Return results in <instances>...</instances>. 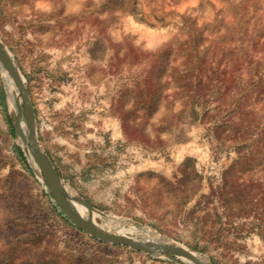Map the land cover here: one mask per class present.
I'll list each match as a JSON object with an SVG mask.
<instances>
[{
	"label": "rangeland",
	"instance_id": "obj_1",
	"mask_svg": "<svg viewBox=\"0 0 264 264\" xmlns=\"http://www.w3.org/2000/svg\"><path fill=\"white\" fill-rule=\"evenodd\" d=\"M0 40L41 148L94 223L139 240L130 225L148 227L213 264H264V0H0ZM2 70L0 264H194L69 219Z\"/></svg>",
	"mask_w": 264,
	"mask_h": 264
},
{
	"label": "water",
	"instance_id": "obj_2",
	"mask_svg": "<svg viewBox=\"0 0 264 264\" xmlns=\"http://www.w3.org/2000/svg\"><path fill=\"white\" fill-rule=\"evenodd\" d=\"M0 64L3 69L7 70L12 77L19 93V101L16 102V108L18 109V112L23 114L26 125V133L23 134L17 125L18 133L20 134L30 157L34 162V165L38 169L39 174L47 185L51 195L56 200L58 206L65 212V214L73 223L99 239L128 245L136 250H143L146 252H161L165 254H178L187 258L194 264H213L208 260H203L195 256L188 248L179 244L172 242L156 243L152 241L135 239L125 234L115 233L103 229L94 223L91 217L81 216L72 205V200L83 203L89 211L93 210V207L82 198L70 196L52 160L41 148L36 133L34 108L24 83V79L22 78L20 70L16 66L11 54L1 40Z\"/></svg>",
	"mask_w": 264,
	"mask_h": 264
},
{
	"label": "bare ground",
	"instance_id": "obj_3",
	"mask_svg": "<svg viewBox=\"0 0 264 264\" xmlns=\"http://www.w3.org/2000/svg\"><path fill=\"white\" fill-rule=\"evenodd\" d=\"M2 76H3V80H4V84H5V91H6V96H7L6 99L8 100L9 111L12 114H15V112H16V106H17L16 105V102L19 101V93H18V90H17V88H16V86H15V84L13 82L12 77L10 76V74L8 73L7 70H5V69L2 70ZM22 78L24 79L23 75H22ZM20 130H21V132L23 134L26 133V125H25V123H23V122L20 123ZM65 187H66L67 192L70 194V196H74V193H73L74 191L72 189H70L66 185H65ZM71 203L74 206V208L80 213V215L83 216V217L95 218L97 215H99V213L97 211H95V210H91L87 214L86 213V210H85V206L81 202L79 203L78 201L72 200ZM98 226H100V225H98ZM100 227H102V226H100ZM130 229L133 232H135L136 234L141 235V239L142 240L152 241V242H156V243H163V242H165V237L163 235L159 234L157 231H155L153 229H150L148 227H145V226H137V225L131 224L130 225ZM120 234H123V233H120ZM132 238H135V237H132ZM181 246H184V245H181ZM189 250L195 256H197V257H199V258H201L203 260H207V257L206 256L198 253L197 251H194V250H191V249H189Z\"/></svg>",
	"mask_w": 264,
	"mask_h": 264
}]
</instances>
